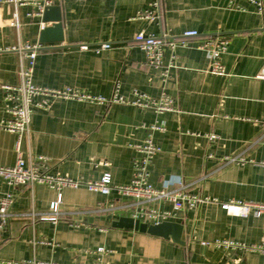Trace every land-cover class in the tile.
Instances as JSON below:
<instances>
[{"label": "crops", "instance_id": "obj_1", "mask_svg": "<svg viewBox=\"0 0 264 264\" xmlns=\"http://www.w3.org/2000/svg\"><path fill=\"white\" fill-rule=\"evenodd\" d=\"M154 0H63V40L39 42L48 23L29 17L31 2L0 0V121L6 119L2 85L19 82L20 50L25 43L42 44L35 58L33 82L40 87H71L91 95L125 98L132 91L157 98L162 91L174 98V110L157 113L132 104L103 105L52 99L46 110L34 108L30 131L21 151L28 163L47 158L51 174L96 180L105 173L112 183L128 184L133 145L152 135L160 148L149 164V181L162 188L216 199L176 213L170 221L183 225L181 241L135 229L114 227L119 217L132 218L136 200L103 195L85 187H65L55 221L50 202L57 192L46 184L7 186L12 193L9 226L0 229V264H262L257 251L215 246L218 239L246 244L260 241L263 218L229 215L222 202L264 201V3L258 13L246 0H158L160 19L145 22L138 10ZM16 11L19 26L11 24ZM197 30L187 46L174 48L177 68L166 81L160 69L145 63L134 35L162 31L178 40ZM212 34L228 40L221 56L225 75L208 72L206 52L198 44ZM111 44L96 53L93 45ZM88 45L89 49L80 48ZM165 55L171 49L164 44ZM14 47V48H13ZM163 125L162 131L150 126ZM210 135L215 138L211 139ZM17 135L0 127V166L16 159ZM242 157L244 162L229 161ZM149 207L170 208L168 202ZM205 242L206 244H203ZM102 247L106 252H99Z\"/></svg>", "mask_w": 264, "mask_h": 264}, {"label": "built area", "instance_id": "obj_2", "mask_svg": "<svg viewBox=\"0 0 264 264\" xmlns=\"http://www.w3.org/2000/svg\"><path fill=\"white\" fill-rule=\"evenodd\" d=\"M14 1L16 4L20 5L28 2L33 3L36 7L35 10L27 12L26 15L31 18H41V14L46 6L57 5L58 2L63 0ZM235 1L236 0H229V6L240 8L235 4ZM246 1L253 4L258 13L263 12L264 0ZM158 9L159 1H151L148 3L147 7L137 11L136 18L145 22H157L160 19ZM11 24L16 28L19 26L16 11L13 13ZM197 34L198 31L196 29L186 30L182 32L178 40H175L167 30L162 31L160 35L148 34L141 30L134 35V40L136 46H138L144 54L145 63L149 66L159 68L161 79L166 81L170 75V71L178 67L174 48L178 45L187 46L188 37H193ZM164 44L169 45L171 49L167 56L165 55ZM41 46L42 44L25 43L23 46L18 47V50L21 52L18 64L19 82L17 84L2 85L4 93V110L7 116L6 119L0 121V127L5 131L13 132L17 135V138L14 144V152H16L15 162L9 167L0 166V178H2L9 187L39 183L46 184L55 189L57 192V198L50 202L51 214L42 217V219L55 221L56 215L58 214L57 209L61 203V192L65 187L80 188V186H82L89 191L96 193L99 192L103 195H109L115 192L121 197L132 198L136 200L138 205H140V207H138L133 213L132 218L138 219L140 222H146L148 225L170 221L172 218L176 217L175 215L177 212L185 209L197 208L202 203L217 202L216 199L189 194L183 189L181 190L182 183L179 181H175L180 186L175 189H168V186L172 184V182L169 181H167L162 188H156L150 183L149 164L160 151V148L154 143L151 134L142 142L133 145L134 149L139 153V156L132 162L133 172L128 184L112 183L111 177L108 173H105L96 180H84L81 178H72L67 175L51 174L47 170V158L45 156H38L34 162L30 161L27 165L23 157V152L21 151V144L23 138L30 131L31 112L34 108L40 110L48 109L52 99L62 98L103 105H111L112 103L132 104L141 108H153L157 113L174 110L175 103L174 98L164 91L155 98L146 93L144 94L137 90H133L132 96L130 98H125L124 96L119 95L117 90H115L110 97H104L101 95H91L68 86L60 87L58 89L40 87L33 82V73L37 51ZM110 46L111 44L104 42L93 45L92 50L99 53L103 50L110 49ZM197 47L206 52L209 61L208 72L211 74L225 75V68L220 60L221 56L227 50L228 40L217 34H212L199 43ZM80 48L86 50L89 49V46L83 44ZM259 77L264 79V71ZM261 122L264 123V119ZM149 128L152 131H162L163 125L161 123H156ZM210 138L214 139L215 136L210 135ZM226 160L244 162L242 157H233L231 159L226 158ZM261 165L264 167V163H261ZM165 201L170 204V208L166 210H162L157 206L149 208L146 206L149 202L159 204L160 202ZM12 202V193H0V229H5L9 226ZM221 207L229 215L248 216L253 214L255 217L263 218L264 220V201L234 200L222 202ZM203 244L206 243L203 242ZM214 245L231 250L239 249L244 251H257L262 255V264H264V221L262 225V235L259 242L246 244L237 240L218 239V241L214 242ZM98 251L106 252L102 247H100Z\"/></svg>", "mask_w": 264, "mask_h": 264}, {"label": "water", "instance_id": "obj_3", "mask_svg": "<svg viewBox=\"0 0 264 264\" xmlns=\"http://www.w3.org/2000/svg\"><path fill=\"white\" fill-rule=\"evenodd\" d=\"M42 22L48 23L40 30L39 42L58 43L63 40L61 5L46 6L41 14ZM135 229L140 232L150 233L161 237H171L174 241L182 243L181 236L183 225L173 221H166L159 224H147L138 219L119 217L114 227Z\"/></svg>", "mask_w": 264, "mask_h": 264}]
</instances>
